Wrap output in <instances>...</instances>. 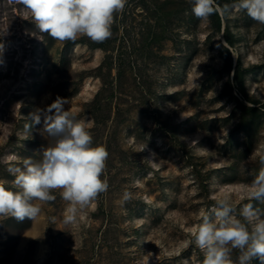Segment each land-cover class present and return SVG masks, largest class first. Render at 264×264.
Instances as JSON below:
<instances>
[{"label":"rangeland","instance_id":"obj_1","mask_svg":"<svg viewBox=\"0 0 264 264\" xmlns=\"http://www.w3.org/2000/svg\"><path fill=\"white\" fill-rule=\"evenodd\" d=\"M216 2L219 23L188 0H128L110 39L59 42L0 0V182L17 190L9 167L41 158L58 97L109 154V188L77 223L58 193L34 220L0 216V264H202L189 241L220 189L264 218L247 195L264 168V24Z\"/></svg>","mask_w":264,"mask_h":264},{"label":"clouds","instance_id":"obj_2","mask_svg":"<svg viewBox=\"0 0 264 264\" xmlns=\"http://www.w3.org/2000/svg\"><path fill=\"white\" fill-rule=\"evenodd\" d=\"M128 0H16L23 6L36 28L59 42L86 37L104 42L112 36L115 16L122 13ZM192 14L201 21L221 8L216 0H188ZM244 11L254 21L264 24V0H237L231 6ZM2 51V45H0ZM65 99L57 98L43 112L44 130L50 143L42 150L41 158L23 159L19 166L8 171L14 177L12 190L0 182V216L17 221L36 219L42 209L39 203L56 199L66 202L65 225L78 222V213L88 207L99 194L108 190L102 179L108 158L107 149L94 144L87 123L67 111ZM39 123L41 114H33ZM248 198L264 202V168L252 180ZM125 192L123 200L130 199ZM215 207L204 213L192 232L189 243L203 254L202 264H234L231 253L238 249V264H251L258 258L264 264V218L251 203L237 213L229 193L220 189L213 195Z\"/></svg>","mask_w":264,"mask_h":264},{"label":"trees","instance_id":"obj_3","mask_svg":"<svg viewBox=\"0 0 264 264\" xmlns=\"http://www.w3.org/2000/svg\"><path fill=\"white\" fill-rule=\"evenodd\" d=\"M215 17H216V19H217V21H218V23H219V22H220V17H219V15H218V13L215 14Z\"/></svg>","mask_w":264,"mask_h":264}]
</instances>
